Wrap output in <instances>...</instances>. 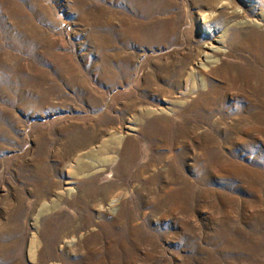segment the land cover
Here are the masks:
<instances>
[{
    "label": "rangeland",
    "instance_id": "374dc122",
    "mask_svg": "<svg viewBox=\"0 0 264 264\" xmlns=\"http://www.w3.org/2000/svg\"><path fill=\"white\" fill-rule=\"evenodd\" d=\"M0 264H264V0H0Z\"/></svg>",
    "mask_w": 264,
    "mask_h": 264
},
{
    "label": "bare ground",
    "instance_id": "6f19581e",
    "mask_svg": "<svg viewBox=\"0 0 264 264\" xmlns=\"http://www.w3.org/2000/svg\"><path fill=\"white\" fill-rule=\"evenodd\" d=\"M199 73H200V72H199ZM185 96H186V95H185ZM188 97H189V96H188ZM176 102H178V101H176ZM185 102H186V101H185ZM185 104H186V103H185ZM183 106H184V105H183ZM181 109H182V108H181ZM79 134H80V133H79ZM81 135H83V134H81ZM76 136H77V135H76ZM94 136L96 137L97 135L95 134ZM83 137H84V136H83ZM90 137H91V136H90ZM118 137H119V136H118ZM76 138H77V137H76ZM79 138H80V137H79ZM81 139H82V138H81ZM86 140H88V138H87ZM78 141H79V139H78ZM90 141H91V140H90ZM116 141H117V140H116ZM122 141H123V140H122ZM74 142H75V141H74ZM76 142H77V141H76ZM123 142H124V141H123ZM123 142H122V143H123ZM77 143H78V142H77ZM83 143H84V142H83ZM73 144H74V143H73ZM75 144H76V143H75ZM85 144H86V143H85ZM103 144H104V143H103ZM70 145H71V144H70ZM82 145H83V144H82ZM91 145H92V144H91ZM111 145H112V144H111ZM115 145H116V144H115ZM71 146H72V145H71ZM87 146H88V145H87ZM107 146H108V145H107ZM72 147L74 148V146H72ZM108 147H109V146H108ZM110 147H111V146H110ZM113 147H114V146H113ZM116 147H118V146H116ZM116 147H115V149H116ZM119 147H120V146H119ZM69 148H70V147H69ZM75 148H77V145H76ZM75 148H74V149H75ZM82 148H83V147H82ZM84 149H85V147H84ZM69 150H70V149H69ZM79 150H80V149H78V151H79ZM98 150H99V148H98ZM117 150H118V149H117ZM72 151H73V150H71V153H73V152L76 151V150H74L73 152H72ZM91 151H92V150H91ZM96 151H97V150H96ZM101 151H102V150H101ZM113 151H115V150H113ZM76 152H77V151H76ZM105 152H106V151H105ZM107 152H109V151H107ZM92 153H93V151H92ZM95 153H96V152H95ZM95 153H94V155H95ZM98 153H99V152H98ZM111 153H112V152H111ZM90 156H91V155H90ZM97 156H98V155H97ZM88 157H89V156H88ZM102 157H103V156H102ZM102 157H101V158H102ZM95 158H96V155H95ZM95 158H94V159H95ZM99 158H100V157H99ZM99 158H98V159H99ZM98 159H97V160H98ZM103 159H106V158H103ZM81 160H82V159H81ZM106 160H107V159H106ZM106 160H105V161H106ZM126 160H127V159H126ZM92 161H93V160H92ZM98 161H99V160H98ZM101 161H102V160H101ZM110 161L113 162L112 160H110ZM80 162H82V161H80ZM80 162H79V163H80ZM102 162H103V161H102ZM102 162H101V163H102ZM107 162H108V161H107ZM111 162H110V163H111ZM90 163H91V162H90ZM99 163H100V162H99ZM101 163H100V164H101ZM105 163H106V162H104V164H105ZM95 164H96V163H95ZM102 164H103V163H102ZM102 164H101V165H102ZM106 164H108V163H106ZM81 166H82V165H81ZM81 166H79V167H81ZM89 166H90V165H89ZM92 166L94 167V165H92ZM95 166H96V165H95ZM108 167H109V166H108ZM81 168H82V167H81ZM84 168H86V167H84ZM91 169H92V168H91ZM98 169H99V171H101V173H102L103 171L105 172V166H104V167L102 166V167H101V170H100V168H98ZM98 169H97V171H98ZM110 169H111V167H110ZM79 170H80V169H79ZM88 170H89V169H88ZM95 170H96V169H95ZM81 171H83V169H82ZM107 171H109V170H107ZM94 172H95V171H94ZM79 173H80V172H79ZM91 173H92V172H91ZM87 175L89 176V174H87ZM93 176H94V175H93ZM95 176H96V175H95ZM78 179H79V178H78ZM78 179H76V180H78ZM76 180L74 179V181H76ZM76 182H77V181H76ZM82 184H83V183H82Z\"/></svg>",
    "mask_w": 264,
    "mask_h": 264
}]
</instances>
